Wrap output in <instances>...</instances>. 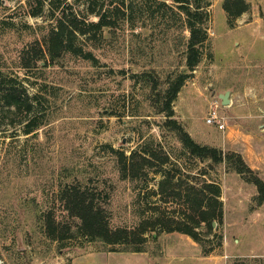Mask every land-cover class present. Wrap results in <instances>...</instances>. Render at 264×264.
Masks as SVG:
<instances>
[{
    "label": "rangeland",
    "instance_id": "1",
    "mask_svg": "<svg viewBox=\"0 0 264 264\" xmlns=\"http://www.w3.org/2000/svg\"><path fill=\"white\" fill-rule=\"evenodd\" d=\"M103 1L113 0L98 4ZM125 1L142 6L146 0ZM210 1L208 46L174 103L175 117L200 144L224 151L236 148L249 159H264V0H246L250 10L234 26L228 22L224 0ZM24 2L0 0V69L30 92L45 86L47 120L25 135L19 116L0 117V264H141L135 260L139 257L120 256L138 253L121 251L124 244L108 246L75 234L53 240L45 232L42 213L53 209L58 222L68 219L56 196L60 185L77 183L95 189L101 199L109 196L105 203L113 228L138 225L135 184L120 179L117 154L110 147L126 155L148 145L171 153L181 148L174 133L163 127L165 116L152 105L151 92L134 75L154 70L163 90L167 74L186 70L189 33L168 30L159 20L151 22L145 12L135 28L121 23L105 29L103 46L88 47L99 59L97 65L66 55L28 69L21 66L23 48L36 38L42 40L53 20L32 17ZM67 2L76 11L87 7V0ZM10 22L16 26H8ZM227 90L232 101L225 106L219 95ZM214 109L224 129L208 121ZM210 175L223 190L224 225L216 229L224 234L223 245L205 256L191 237L178 232H154L152 237L148 232L143 247L158 256L159 264H264V202H259L257 186L224 164ZM150 177L149 189L155 188L161 177ZM108 249L116 250L97 254Z\"/></svg>",
    "mask_w": 264,
    "mask_h": 264
},
{
    "label": "trees",
    "instance_id": "2",
    "mask_svg": "<svg viewBox=\"0 0 264 264\" xmlns=\"http://www.w3.org/2000/svg\"><path fill=\"white\" fill-rule=\"evenodd\" d=\"M98 1L87 0L84 11L74 10L67 0H26V3H22L23 7L29 8L28 14L32 17L53 21L42 40L36 38L23 48L21 66L33 69L39 67L41 62L45 61L47 65L66 55L97 65L99 59L88 47L103 46L105 29L118 28L121 23H129L135 28L140 21L139 14L143 18L145 12L148 13V20H159L168 30L188 32L184 51L186 70L167 74L163 90L154 70L146 69L134 75V78H138L136 82H143L151 92L152 105L165 116L163 127L174 133L181 148L171 153L162 147L154 149L148 145L126 155L124 151L110 147L117 154L120 179L135 184L134 213L139 216L138 225L113 228L105 203L108 195L101 199V193L95 189L65 183L59 186L56 199L64 206L68 219L58 222L53 209L47 210L42 213L45 232L57 241L72 238L75 234L83 236L86 241H101L108 246L124 244L121 251L138 253L148 251L143 247L148 232L152 237H155L154 232L158 235L178 232L191 237L207 256L221 247L224 241L223 232L216 231L224 225L225 208L221 183L210 175L215 166L224 164L227 170L237 172L245 181L256 185L259 202H264V180L242 154L198 143L175 117L174 103L191 76L189 72L199 66L208 46L211 1L146 0L142 6L134 1L113 0L101 4ZM116 2L119 4L111 8ZM223 8L229 24L234 26L235 21L250 10V3L246 0H224ZM91 15L97 19H89ZM8 26L16 25L10 22ZM44 89L45 86L39 84L35 91L30 92L22 81L0 69V117L14 120L19 116L25 135L36 132L47 120ZM10 124L16 123L11 121ZM200 163L206 165L200 167ZM151 174L160 175L161 178L155 188L149 189L153 180ZM156 197L157 201L149 200ZM169 203H177L179 207L170 208L166 205ZM213 222L217 223L218 228L213 226Z\"/></svg>",
    "mask_w": 264,
    "mask_h": 264
},
{
    "label": "crops",
    "instance_id": "3",
    "mask_svg": "<svg viewBox=\"0 0 264 264\" xmlns=\"http://www.w3.org/2000/svg\"><path fill=\"white\" fill-rule=\"evenodd\" d=\"M234 149L233 151H236V152H239L240 154H242V156L244 157V159L247 161V163L251 166L252 169L258 171L261 173V175L263 176L264 175V159L263 158H255L253 157L252 159H249L247 158V155L240 149H236V148H232ZM260 175V177H261ZM175 233V232H174ZM178 236H187L185 234L182 235V233L178 234ZM187 238H190L189 236ZM97 254H113L112 252H99ZM118 257L117 254H114ZM134 256L135 258L136 257H139V258H136V263L138 262H141V264H159L158 262L156 263L155 259L158 257V256H155L154 257V254L150 251H146V252H139V253H135V254H121L120 256ZM75 264V263H74Z\"/></svg>",
    "mask_w": 264,
    "mask_h": 264
},
{
    "label": "built area",
    "instance_id": "4",
    "mask_svg": "<svg viewBox=\"0 0 264 264\" xmlns=\"http://www.w3.org/2000/svg\"><path fill=\"white\" fill-rule=\"evenodd\" d=\"M208 121L216 124L218 128L220 129H224L225 127V122L223 118L219 116V114L217 113V110L215 109L211 111Z\"/></svg>",
    "mask_w": 264,
    "mask_h": 264
},
{
    "label": "water",
    "instance_id": "5",
    "mask_svg": "<svg viewBox=\"0 0 264 264\" xmlns=\"http://www.w3.org/2000/svg\"><path fill=\"white\" fill-rule=\"evenodd\" d=\"M219 97L222 101V105H225V106L229 105L232 101L230 90H227L225 93L220 94ZM216 224H217L216 222H213V226H216Z\"/></svg>",
    "mask_w": 264,
    "mask_h": 264
}]
</instances>
